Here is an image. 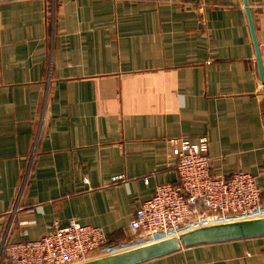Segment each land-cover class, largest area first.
<instances>
[{"label": "crops", "instance_id": "crops-1", "mask_svg": "<svg viewBox=\"0 0 264 264\" xmlns=\"http://www.w3.org/2000/svg\"><path fill=\"white\" fill-rule=\"evenodd\" d=\"M245 1L0 0V240L73 219L120 242L91 260L159 241L129 223L177 182L169 138L206 137L210 171L256 175L264 203V0ZM134 264H264V234Z\"/></svg>", "mask_w": 264, "mask_h": 264}, {"label": "built area", "instance_id": "built-area-1", "mask_svg": "<svg viewBox=\"0 0 264 264\" xmlns=\"http://www.w3.org/2000/svg\"><path fill=\"white\" fill-rule=\"evenodd\" d=\"M167 142L177 182L155 186L150 198L139 204L129 223L132 235L145 233L156 241L200 226L264 215L256 175L240 169L228 178L213 174L206 137ZM105 242L100 227L73 219L65 225L54 221L48 232L34 240L12 242L3 234L0 256L5 254L11 264H79L90 260Z\"/></svg>", "mask_w": 264, "mask_h": 264}, {"label": "water", "instance_id": "water-1", "mask_svg": "<svg viewBox=\"0 0 264 264\" xmlns=\"http://www.w3.org/2000/svg\"><path fill=\"white\" fill-rule=\"evenodd\" d=\"M244 5L246 6L245 0ZM262 234H264V218L216 223L193 228L180 233L178 236L162 239L110 256L93 260L90 259L79 264H134L137 261H143L155 255L168 253L176 249L179 243L188 246L195 242L220 241Z\"/></svg>", "mask_w": 264, "mask_h": 264}, {"label": "trees", "instance_id": "trees-1", "mask_svg": "<svg viewBox=\"0 0 264 264\" xmlns=\"http://www.w3.org/2000/svg\"><path fill=\"white\" fill-rule=\"evenodd\" d=\"M261 201H262V197H261ZM115 244H120V242H117V243H115V242H108V238H107V236H106V242H105V244L104 245H102V246H100L98 249H97V251H109V250H111V249H114V247H112L113 245H115ZM96 251V252H97ZM2 256V255H1ZM1 256H0V259H1Z\"/></svg>", "mask_w": 264, "mask_h": 264}, {"label": "rangeland", "instance_id": "rangeland-1", "mask_svg": "<svg viewBox=\"0 0 264 264\" xmlns=\"http://www.w3.org/2000/svg\"><path fill=\"white\" fill-rule=\"evenodd\" d=\"M99 252V251H98Z\"/></svg>", "mask_w": 264, "mask_h": 264}]
</instances>
